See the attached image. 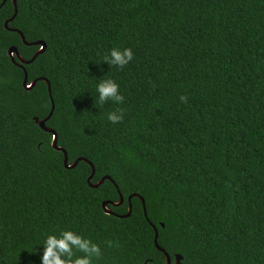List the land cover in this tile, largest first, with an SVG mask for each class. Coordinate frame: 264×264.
<instances>
[{
	"label": "trees",
	"instance_id": "16d2710c",
	"mask_svg": "<svg viewBox=\"0 0 264 264\" xmlns=\"http://www.w3.org/2000/svg\"><path fill=\"white\" fill-rule=\"evenodd\" d=\"M2 2L0 264H40L36 244L69 228L101 246L99 264H166L154 227L172 262L264 264V0H16L8 26L45 42L23 65L30 89L8 49L28 60L40 46L4 27L14 4ZM113 47L132 61H101ZM107 78L124 100L99 106ZM51 98L68 162L113 181L89 186L84 160L65 168L33 120Z\"/></svg>",
	"mask_w": 264,
	"mask_h": 264
},
{
	"label": "clouds",
	"instance_id": "9594fccd",
	"mask_svg": "<svg viewBox=\"0 0 264 264\" xmlns=\"http://www.w3.org/2000/svg\"><path fill=\"white\" fill-rule=\"evenodd\" d=\"M134 53L131 48L113 47L101 61L117 68H123L132 61ZM97 100L99 106L106 102L120 104L124 96L120 92L119 84L111 78L103 79L96 85ZM121 110L110 111L106 119L117 124L123 120ZM108 246H114L113 241H108ZM36 245H42L40 264H99L103 251L101 246L71 228L61 229L44 235L42 241Z\"/></svg>",
	"mask_w": 264,
	"mask_h": 264
},
{
	"label": "water",
	"instance_id": "95a60500",
	"mask_svg": "<svg viewBox=\"0 0 264 264\" xmlns=\"http://www.w3.org/2000/svg\"><path fill=\"white\" fill-rule=\"evenodd\" d=\"M5 1H6V0H3L2 4H3ZM12 2H13V4H14V13H13V15H12L10 18H8V19L4 22V27H5L6 29H9V30H13V31L18 32V33L20 34V36H21L23 42H24L26 45H33V44H35V45H39V46H40V48H39V49L34 53V55H33L30 59H28V60H27V59H24V58L20 55V53L18 52V50H17V48H16L15 46H11V47L8 49V54H9V56L11 57L12 61L15 62L14 56H17L19 62H18V63L15 62V63H16L18 66H20V67L24 70L23 85H24V87H25L26 89H30L31 87H33V86L35 85L36 80H33L32 82H30V84H27V72H26V70L24 69L23 65H24V64H29V63H31V62L35 59V57H36L38 54H40V53L44 50V48H45V42L42 41V40L33 41V42L26 41L25 36L23 35V33H22L20 30H18V29H16V28H10V27L8 26V23L11 22V21L14 19V17L16 16V13H17V9H16V0H12ZM41 79L47 82V84H48V91H49V94H50V83H49V81H48L46 78H44V77H42ZM51 102H52L51 109H50L49 113L47 114V116H45V117L42 118V119H39L38 117H33V120H34V121L40 126L41 129H43V130H45V131H47V132H50V133L52 134L51 145H52V147H53L54 149L63 152V155H64V158H63V164H64L65 168H73V167H75V166L77 165L78 161H80V160H84V161L88 162V164L91 165V170H92L91 173H90V175H89L88 178H87V182H88L89 186L95 188V187H97L99 184H101L105 179H109V180L113 181V179H112L109 175H106V176H103V177H102L99 181H97L96 183H92V182H91V179H92V177L94 176L95 168H94V166L92 165V163H91L89 160H87V159H85V158H83V157H79V158H77V159L74 160V162H72L71 164L68 162V155H67L66 150H65L64 148H62L61 146L58 145V142H57V140H58L57 132H56L53 128L48 127V126L46 125L47 120L51 117V115H52V113H53V110H54V102H53V99H52V98H51ZM132 195H134V196H138V197L141 199V201H142V203H143L144 215L147 216L146 208H145V205H144V198H143L142 196L137 195V194H132ZM132 195H130V196L128 197V202H129V204H128V211H127L125 214H118V216H120V217H127V216H129V215L131 214V206H132V205H131V197H132ZM122 202H123V196H122V194H120L119 200H118L117 202L103 201V202H102V206H103V208H104V210H105L106 213L114 214V212H113L111 209H109V208L107 207V204L110 203V204H112L113 206H117V205L121 204ZM157 237H158V230L154 227V244H155V246H156V248H157L158 250H160L161 252L164 253V255H165V259H166V264H182V262H181V260H182V255L179 254V253L174 254V262H172V260H171V256L168 254V252H166V250L158 244Z\"/></svg>",
	"mask_w": 264,
	"mask_h": 264
}]
</instances>
